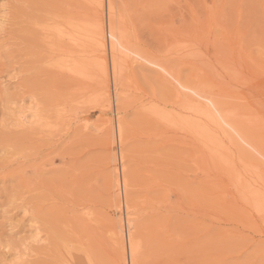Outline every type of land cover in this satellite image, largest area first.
Masks as SVG:
<instances>
[{"label": "rangeland", "instance_id": "rangeland-1", "mask_svg": "<svg viewBox=\"0 0 264 264\" xmlns=\"http://www.w3.org/2000/svg\"><path fill=\"white\" fill-rule=\"evenodd\" d=\"M92 3L0 0V264H264V0Z\"/></svg>", "mask_w": 264, "mask_h": 264}, {"label": "bare ground", "instance_id": "bare-ground-1", "mask_svg": "<svg viewBox=\"0 0 264 264\" xmlns=\"http://www.w3.org/2000/svg\"><path fill=\"white\" fill-rule=\"evenodd\" d=\"M102 0H92L93 3H95L97 6H100ZM92 3V4H93ZM91 8V7H90ZM100 19L99 21H94L91 26H90V34H91V42L94 45H97L98 47H102L103 46V42H102V38H103V24L100 23ZM103 22V21H102ZM86 25V24H85ZM110 36L112 37L111 40V47L113 50L117 51H121V49L123 48V46H121L120 43V36L118 38L117 33L115 32V29H112L110 32ZM124 38V37H123ZM123 40V39H122ZM68 44V43H67ZM119 46H121V49L119 48ZM124 49V48H123ZM95 50V49H94ZM90 51V50H89ZM119 51V52H120ZM127 51V50H126ZM123 51H121L122 53ZM117 54V53H116ZM136 54V53H135ZM119 55V53H118ZM130 56V55H129ZM125 59V58H124ZM93 65V64H92ZM116 65V64H115ZM100 66V65H98ZM115 66H113L114 68ZM78 68V67H77ZM116 69V68H115ZM77 70V69H76ZM79 70V69H78ZM117 70V69H116ZM75 71V70H73ZM97 71V70H96ZM100 71L102 74L105 75L106 70L105 67L102 66L100 67ZM78 72V71H77ZM80 72V71H79ZM114 72V70H113ZM116 72V71H115ZM120 72V71H119ZM119 72H117L118 74H120ZM100 73V72H99ZM81 74V73H79ZM98 75V73H97ZM101 75V74H100ZM98 77V76H97ZM96 77V78H97ZM117 77V74H116ZM104 78V77H103ZM120 79V78H119ZM102 80V79H101ZM100 81V80H99ZM107 82V81H106ZM103 84V82H101ZM99 83V84H101ZM98 84V85H99ZM102 86V85H101ZM123 86V85H122ZM104 89V87H103ZM123 89V88H122ZM194 90V89H193ZM98 91V90H97ZM189 91V90H187ZM98 93V92H97ZM104 93V92H103ZM192 96H194L195 94H192V92H190ZM106 94V93H105ZM121 94V93H120ZM98 95H101V97L104 98V96H102V92L100 89V92L98 93ZM211 95V94H210ZM203 96V95H202ZM214 97V96H213ZM100 98V97H99ZM98 98V99H99ZM106 99V98H105ZM196 99V97H195ZM201 100V99H200ZM208 100V99H207ZM212 100V99H211ZM216 100V99H215ZM213 102H215L214 100H212ZM207 102V101H206ZM211 103V102H210ZM216 104V103H215ZM212 105H214V103H212ZM216 106V105H215ZM214 107V106H213ZM219 107V106H216ZM209 108V106H208ZM221 108V107H220ZM210 109V108H209ZM222 110V109H221ZM217 114V112H216ZM227 114V112H226ZM220 115V114H219ZM189 117V121L188 126L191 130H193V132L195 133V135H197L196 137L200 138V139H209L210 140V130H212V128H217L218 125L220 126L219 123V119L216 117V115L214 114V111L212 110H203L201 108H192L191 112L188 114ZM222 119V117H221ZM224 119V117H223ZM222 119V120H223ZM238 119V117H237ZM225 120V119H224ZM235 120V119H234ZM225 122V121H224ZM223 123V122H222ZM228 124V123H227ZM222 125V124H221ZM223 126V125H222ZM226 126V125H225ZM224 126V128H226ZM120 129V128H119ZM247 131V130H246ZM237 133H241V132H237ZM118 134V132H117ZM120 134V132H119ZM234 138V137H233ZM243 138V137H242ZM245 139V138H244ZM208 140V141H209ZM240 140V139H239ZM246 141V140H245ZM245 143V142H244ZM249 147V146H248ZM247 148V147H246ZM250 148V147H249ZM256 150V149H255ZM258 152V151H257ZM239 170V169H238ZM243 178V176H242ZM242 178L238 177L236 178L233 183V190H232V194L236 195L240 198L239 200V204L240 206H242V210L243 208H249L253 213L257 214V216H260V218L264 221V193L261 192V188L262 186L260 184H254V183H248L244 180H242ZM244 179V178H243ZM115 180V178H114ZM255 181V180H254ZM263 189V188H262ZM264 191V189L262 190ZM231 194V195H232ZM233 197V196H232ZM241 208V207H240ZM249 210V211H250ZM130 222V221H129ZM129 224V223H128ZM130 237H128L127 239V244H128V253H129V257H130V264H135V258L137 257V253L139 251V243L136 241V239L134 237H131V235H129ZM63 247V246H62ZM78 260L79 257L77 256ZM73 260H76L75 258ZM91 262V261H90ZM80 263V262H79ZM82 263V262H81ZM80 263V264H81ZM76 264V262H75ZM78 264V263H77ZM85 264V263H84Z\"/></svg>", "mask_w": 264, "mask_h": 264}]
</instances>
